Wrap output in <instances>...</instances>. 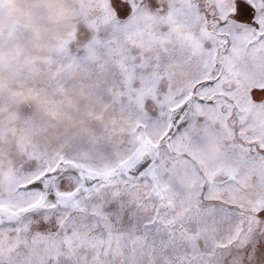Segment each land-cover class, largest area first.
Masks as SVG:
<instances>
[{
  "label": "snow or ice",
  "instance_id": "obj_1",
  "mask_svg": "<svg viewBox=\"0 0 264 264\" xmlns=\"http://www.w3.org/2000/svg\"><path fill=\"white\" fill-rule=\"evenodd\" d=\"M0 264H264V0H0Z\"/></svg>",
  "mask_w": 264,
  "mask_h": 264
}]
</instances>
